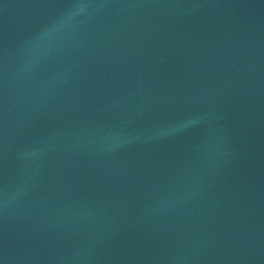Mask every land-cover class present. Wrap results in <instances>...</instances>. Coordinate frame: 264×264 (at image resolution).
Wrapping results in <instances>:
<instances>
[{"label":"water","instance_id":"1","mask_svg":"<svg viewBox=\"0 0 264 264\" xmlns=\"http://www.w3.org/2000/svg\"><path fill=\"white\" fill-rule=\"evenodd\" d=\"M0 264H264V0H0Z\"/></svg>","mask_w":264,"mask_h":264}]
</instances>
